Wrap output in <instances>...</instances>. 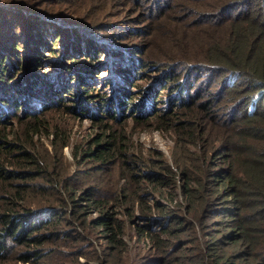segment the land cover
Listing matches in <instances>:
<instances>
[{
  "label": "rangeland",
  "instance_id": "1",
  "mask_svg": "<svg viewBox=\"0 0 264 264\" xmlns=\"http://www.w3.org/2000/svg\"><path fill=\"white\" fill-rule=\"evenodd\" d=\"M262 9L264 0H0V32H9L0 33V81L18 93L12 107L0 104V140L17 145L0 147V214L8 221L21 208L41 214L46 200L61 210L18 242L10 234L19 228H0V264H187L183 255L208 247L221 230L205 212L216 202L202 213L181 182L226 170L218 125L250 94L242 97L241 80L206 64L202 47L182 37H219L232 20ZM118 62L127 78L114 71ZM37 80L57 89L45 107L48 94L26 96L28 85H46ZM111 96L113 109L104 103ZM101 216L111 221L110 235L97 224ZM156 256L165 263L150 261Z\"/></svg>",
  "mask_w": 264,
  "mask_h": 264
},
{
  "label": "trees",
  "instance_id": "2",
  "mask_svg": "<svg viewBox=\"0 0 264 264\" xmlns=\"http://www.w3.org/2000/svg\"><path fill=\"white\" fill-rule=\"evenodd\" d=\"M242 15V18L232 20L230 23L231 28L225 30L219 37L215 36L214 38H210L206 37V35H189L188 37H184L182 35V40L185 44H197L202 47L205 51V57H207L206 64L210 65L209 63H212L223 66L225 70L231 73L230 76L232 79L241 80L240 86L245 89L241 92L242 97H245L246 93L250 94L247 102L238 104L239 100L234 101L227 109L228 123L218 125L223 135V143H226L228 146V154L225 156L227 161L226 170L215 171L212 169L210 175L205 176L201 183L196 180L185 179L181 182V193L186 195L192 207L199 208L203 205L202 212L204 211L206 203L216 202L214 204L217 205L216 207H213L212 210L206 209L205 212H207L208 219L218 217V225L221 227V230L218 232L219 235L215 238L212 237L213 239L211 238L208 241V247H200L199 245L195 250H191V253L183 255V258L188 259L187 264H264V9L260 11V14L258 12L252 18L244 17L246 16L245 14ZM3 28L5 26L0 27V30ZM8 33L1 34L8 37ZM2 37L0 35V38ZM178 38H181V36ZM11 42H8L9 45ZM0 44L3 46V43ZM10 50L11 47L7 49L8 52ZM106 50L104 47L99 51L105 54ZM112 56L119 57V55ZM116 59L120 61L118 58ZM84 65L86 64L84 63ZM8 66L9 70L13 67L11 63ZM120 66V62L118 64L115 63L114 71L119 72L121 70L122 77L127 78V69ZM55 67L61 69L60 64H57ZM62 71L59 70L58 75ZM66 75L68 76V74ZM74 76L76 75H71L70 77ZM70 77H66V80H69L71 83L73 79ZM14 79L19 80L16 77ZM35 83L28 85V94L26 96L34 97L40 93L48 94L49 97L46 99L41 100L38 98L41 100L40 105L45 107L49 101L51 102V90L57 91V89L51 87V84L49 85L48 82L42 81L40 83L46 85L36 89L34 88ZM240 86L239 88H241ZM64 88L61 87L58 90ZM234 88L230 91H234ZM19 90L23 91V88L20 87L18 88V92ZM122 90L120 96L125 101L130 98L132 100L135 94L125 96L124 92L126 90ZM16 94L4 90L3 82L0 81V104L5 103L12 107L14 103L12 100L16 98ZM186 98L188 100L189 97L186 96ZM113 100L111 96L107 102H104L106 106L108 105L107 108L113 109ZM117 101L119 108H121V114H116V116L121 117L124 114L122 111V103L119 99ZM152 101L153 98H150V102ZM183 102V100H179V103ZM17 103L20 104L19 101ZM166 105L168 106V103ZM130 106L133 109L136 108L132 101ZM201 107H203V104L199 105L198 112H203L206 109L205 107L203 109ZM137 108L140 114H146L150 111H144L140 106ZM22 111L28 112L27 109ZM156 117L161 118L162 116L158 115ZM214 120V116L209 115V123L216 124ZM183 123L179 122L177 125L182 127L181 124ZM239 123L242 125L239 126ZM228 134L237 135L238 141L234 142L230 140L227 137ZM9 146L17 147V145L0 140V147ZM107 146V143L100 146L103 156H106V152L103 149H106ZM3 153L7 154L8 152ZM3 174L0 170V176ZM214 177L218 178L216 183L213 180ZM192 184H195V186ZM205 188L209 189L207 193H204ZM70 202L73 207L71 198ZM38 207L43 209L38 210L41 214L39 212H30L27 208H21L20 211L12 210L14 215H10L9 221L5 215L0 214V228L7 230V233L10 230L19 228L18 233L10 234L12 235L10 239L18 242L22 239V237L20 238L21 234L27 228L31 226L37 227L42 223L50 222L53 214H59L61 212L60 206L56 207V211L54 212L55 209L51 205V202L47 200L39 204ZM209 211L213 212L208 213ZM139 212L145 213V209L140 207ZM81 213L84 214V212ZM36 215H42L40 216L42 218H38L39 216ZM142 218L149 219L147 214H143ZM96 221L98 226H101V231H107L109 235L111 234L109 227L111 221L108 218L101 216ZM82 222L86 223L85 215L82 216ZM59 223H55L54 225L56 226ZM174 223L176 225L182 224L176 221ZM0 235L2 234L0 233ZM54 235L56 233H53ZM214 235L215 233H212V236ZM4 238L6 237H0V251H3L5 248ZM150 261L165 263L162 256L151 257Z\"/></svg>",
  "mask_w": 264,
  "mask_h": 264
}]
</instances>
